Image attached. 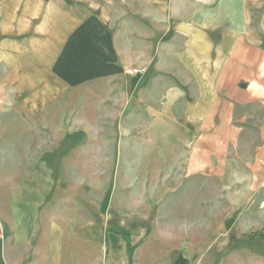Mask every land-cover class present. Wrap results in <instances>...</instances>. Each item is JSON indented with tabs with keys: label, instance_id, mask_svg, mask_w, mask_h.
<instances>
[{
	"label": "crops",
	"instance_id": "0c3cea01",
	"mask_svg": "<svg viewBox=\"0 0 264 264\" xmlns=\"http://www.w3.org/2000/svg\"><path fill=\"white\" fill-rule=\"evenodd\" d=\"M92 13L111 30L124 71L70 85L53 64ZM6 65L19 72L16 83L34 74L39 81L30 99L18 95L19 110L10 90L1 97L0 113L19 116L5 121L14 135L1 142L24 146L7 152L2 172L0 264H241L237 255L264 256V235L248 234L263 226L240 227L241 218L221 221L192 246L189 194L191 176L236 172L231 152L252 125L258 143L246 165L264 175V0H0ZM254 102L261 117L247 108ZM121 157L151 167L166 159L169 176L182 161V179L151 189L172 192L165 200H136L127 199L135 184L119 179L96 194L94 182L73 177L95 173L76 160ZM14 159L36 165L15 167ZM124 167L114 169L119 178Z\"/></svg>",
	"mask_w": 264,
	"mask_h": 264
},
{
	"label": "rangeland",
	"instance_id": "374dc122",
	"mask_svg": "<svg viewBox=\"0 0 264 264\" xmlns=\"http://www.w3.org/2000/svg\"><path fill=\"white\" fill-rule=\"evenodd\" d=\"M137 62H131L132 65H136ZM3 66V65H2ZM0 68V76L2 73L7 74V78L4 81H0V98L5 93L9 92L12 98L11 108L16 111L19 110L20 101L18 98L19 94L23 97V95L27 96V99H30L32 94V88L36 84L38 77L34 74L31 76H27L23 81L19 80L17 83L13 80V75H18V71H14L9 65H6V71ZM130 66V67H131ZM132 69V68H131ZM129 69H127L128 71ZM129 72V71H128ZM127 77V76H126ZM1 78V77H0ZM131 82L135 81L134 77H127ZM1 80V79H0ZM18 84V86H17ZM79 89V88H78ZM80 90V89H79ZM79 92V91H78ZM78 98L83 95L87 99H93L94 94H84L77 93ZM92 94V95H91ZM76 96V94H75ZM33 97V96H32ZM35 98V97H34ZM71 98V96H68ZM76 99V98H75ZM132 103V102H131ZM92 104V102H90ZM99 104H95L97 107ZM132 105V104H131ZM129 106V108L131 107ZM0 107H2L0 105ZM248 109L255 112V116L261 117L263 114V107L254 102L247 106ZM91 115L95 111L89 110ZM99 116L102 115V111H96ZM96 114V115H97ZM19 116H15L12 113H0V189L5 187L7 175H2L4 169L6 168V156L9 153L11 156L15 154L14 152L19 150L23 151L24 144H7L5 142H1L2 138L13 136V129H10L4 126L5 121L10 122L13 119H17ZM28 118V117H27ZM31 118V119H30ZM30 120H34L38 118V115L35 117L30 116ZM147 120V119H146ZM146 120H143V124H145ZM134 124V122L132 121ZM252 128L249 130L246 129V134L244 137L248 141H243L238 145V149L233 150L232 155L237 156L235 160H233L234 165L232 168L236 171L233 174H207L206 176H191V190L190 194V235L192 246L201 243L205 238H210L213 236L214 228L221 222L230 220L240 219L239 226L244 227V223H248L251 225L253 221L255 222L256 228H260L263 226L261 230L257 229L248 233L249 235H264V175H256L252 173L250 168H247L246 163H253V155L256 150L257 145V127L252 125ZM130 129V128H129ZM110 132L113 133V126L110 128ZM256 140V141H255ZM35 145V144H32ZM19 146L17 149L16 147ZM9 147V148H8ZM16 150L14 151V148ZM115 145L112 144V148H110V152L113 154L115 151ZM9 151V152H8ZM8 152V153H7ZM98 152H96V155ZM124 156V155H123ZM129 156V155H128ZM14 166L19 167L23 165V162L29 164V166L36 165V160H22V159H14ZM79 161V167L82 170H86L87 167L95 168L94 174H81L78 176H73L79 183L86 184L88 182H94L96 184L98 194L100 190H105L109 186H113L114 183H118L119 179L121 181H125L127 186L134 184L137 190H133L131 188L127 191V199L140 200L141 197H159L164 200L168 198V195L172 192L166 193L159 190L158 192H151V189L156 186L157 183L162 184V187L170 181V179L175 182L181 181L182 176L178 173L182 170L183 162H178V166L173 171L176 173L174 176H169L167 171L166 159L163 160H155V164L153 167L150 166L151 160L145 159H129L123 158L115 159V158H95L88 160H76ZM18 162V163H17ZM125 166V172L120 175H115L114 169H122ZM151 169L152 172L150 171ZM124 170V169H122ZM137 170L140 172H137ZM141 170V171H140ZM144 172L148 170L147 172ZM154 171V172H153ZM172 172V171H171ZM12 177V176H10ZM9 177V178H10ZM14 178H21L20 175L14 176ZM174 178V179H173ZM122 181V182H123ZM205 184L206 189H202ZM200 189V190H199ZM101 191V192H102ZM100 192V193H101ZM159 194V195H157ZM182 210V208H181ZM186 210V209H185ZM250 214V215H249ZM247 218V219H246ZM253 220V221H252ZM241 222V223H240ZM231 224V223H230ZM254 225V226H255ZM237 262L241 264H264V256H259L256 254H245V255H237Z\"/></svg>",
	"mask_w": 264,
	"mask_h": 264
},
{
	"label": "trees",
	"instance_id": "16d2710c",
	"mask_svg": "<svg viewBox=\"0 0 264 264\" xmlns=\"http://www.w3.org/2000/svg\"><path fill=\"white\" fill-rule=\"evenodd\" d=\"M53 71L70 85L124 71L112 32L96 14H90L70 33Z\"/></svg>",
	"mask_w": 264,
	"mask_h": 264
},
{
	"label": "built area",
	"instance_id": "2783aa9c",
	"mask_svg": "<svg viewBox=\"0 0 264 264\" xmlns=\"http://www.w3.org/2000/svg\"><path fill=\"white\" fill-rule=\"evenodd\" d=\"M128 71L131 72V73H136V72H138V69L137 68H132V69H129ZM1 102H2V100L0 98V103ZM0 235H1V233H0Z\"/></svg>",
	"mask_w": 264,
	"mask_h": 264
}]
</instances>
